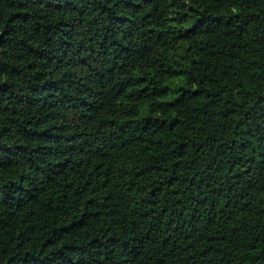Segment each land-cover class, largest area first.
I'll use <instances>...</instances> for the list:
<instances>
[{"label":"trees","instance_id":"obj_1","mask_svg":"<svg viewBox=\"0 0 264 264\" xmlns=\"http://www.w3.org/2000/svg\"><path fill=\"white\" fill-rule=\"evenodd\" d=\"M0 264H264V0H0Z\"/></svg>","mask_w":264,"mask_h":264}]
</instances>
